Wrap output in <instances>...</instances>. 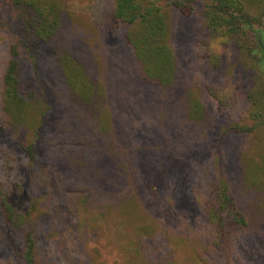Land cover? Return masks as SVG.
Listing matches in <instances>:
<instances>
[{
	"label": "rangeland",
	"instance_id": "374dc122",
	"mask_svg": "<svg viewBox=\"0 0 264 264\" xmlns=\"http://www.w3.org/2000/svg\"><path fill=\"white\" fill-rule=\"evenodd\" d=\"M30 1L62 11L60 33L34 50L20 30L21 3ZM242 1L261 16L264 0ZM111 10L112 0H0V197L11 193L16 220L6 222L0 211V264H28L31 250L34 264H261L245 250L249 233L233 238L225 252L211 250L203 212L210 180L202 163L220 158L235 193L239 174H248L251 184L257 175L262 189L241 206L250 217L261 214L252 200L264 197V133L255 120L264 115L253 104L264 87V19L256 18L244 37L257 56L228 44L213 45L218 56H209L201 44L203 19L169 10L178 69L173 93L135 72L122 35L109 29ZM13 45L30 104L21 128L3 111V77ZM65 57L82 64L95 83L91 105L81 103L77 84L74 90L65 84L58 61ZM184 89L211 121L209 142L183 157L195 170L186 186L174 177L161 182L163 197L155 202L142 169L156 170L161 161L170 167L177 157L179 145L171 139H181L182 128L161 115L181 113ZM168 95L176 97L171 104ZM236 124L255 131L224 136ZM233 147L236 153L227 160L224 150ZM203 245L205 252L197 254Z\"/></svg>",
	"mask_w": 264,
	"mask_h": 264
},
{
	"label": "trees",
	"instance_id": "16d2710c",
	"mask_svg": "<svg viewBox=\"0 0 264 264\" xmlns=\"http://www.w3.org/2000/svg\"><path fill=\"white\" fill-rule=\"evenodd\" d=\"M21 6L24 13L20 26V30L23 31L22 39L31 50L52 41L60 33L62 11L58 5L45 1H30L21 3ZM169 10H175L187 18L200 17L203 19L205 33L201 44L207 47L210 52L209 56H211V51L215 54L213 45L222 48L225 44L237 51L247 52L250 56L253 54L257 56L250 48L249 41L244 37L253 29L256 18L264 19V7L261 16H256L242 0H112V10L108 15V22L111 24L109 29L122 35L123 43L132 55L135 72L140 78L161 91L175 93L174 89L178 86L177 62L170 42ZM24 16L25 19H23ZM11 49L10 62L3 77V111L10 123L21 128L25 124V115L28 113L30 104L23 90L25 85L19 58L20 51L17 45H13ZM215 56L218 55L215 54ZM262 60H264V50ZM58 61L61 64L65 84L70 89L77 84L78 98L81 103L85 106L91 105L95 98L96 85L90 81L86 68L82 64L71 61L68 57L59 58ZM66 61L68 65L63 67ZM215 67L218 65L215 64ZM184 91L186 95L181 100V113L176 110L169 112V115H161V117L173 118L177 126L182 128V138L171 139L179 145L175 153L177 157L170 167L161 161L156 170L147 169V172L142 169L145 184L149 188L153 184V198L157 196L154 199L155 202L158 199L162 200L163 197L161 182L167 184L169 178L174 177L177 181L179 180L178 184L186 186L195 170L194 165H191L192 168L188 166L187 159L184 160L183 157L190 156L193 150L205 148L209 142L208 130H211V121L201 105L193 101L194 99L187 90L184 89ZM258 97L259 103L254 102L253 105L258 109L260 116H263L264 87H261ZM175 98L171 95L169 103L171 104ZM255 120H257V126L263 128L264 133V117H256ZM254 131V128L236 124L228 128L224 136L241 135ZM262 137L264 139V135ZM171 140L168 138L169 144ZM32 149L33 147H31V153ZM234 149V147L225 149L223 157L230 160L233 153H236ZM203 157H201V162ZM220 161V158H215L202 163V171L209 176L210 180L203 212L208 229L213 236L211 250L225 252L233 238L249 233L252 236V242L245 245L247 255L264 264V197L258 199L259 201L251 199L260 210L261 214L258 216H248L241 206L246 203V199H250L251 192L253 194L256 189L257 192L262 189L261 183L257 180V175L255 179H252L253 184H251L248 174H239L240 189L235 193L233 185L229 183L231 176L222 169ZM260 170L263 171L260 175L264 180V163ZM221 174L222 179L219 178ZM2 194L3 191H1ZM253 195H256V192ZM10 197L11 193L5 190L0 197V211L6 222L15 223V212L9 203ZM186 199L189 203L191 201L192 205L193 201L187 196ZM192 208L198 211V209L195 210L196 207ZM82 210L84 208L77 209L79 213ZM140 230L137 231L140 232ZM203 230L206 232V228ZM199 236L200 244H203V237ZM196 252L197 254L205 252L204 245L199 246ZM32 254V250L27 254L28 264H34Z\"/></svg>",
	"mask_w": 264,
	"mask_h": 264
}]
</instances>
